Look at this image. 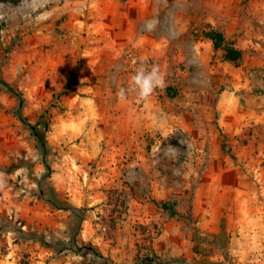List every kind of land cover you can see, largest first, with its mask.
Instances as JSON below:
<instances>
[{
    "label": "rangeland",
    "instance_id": "obj_1",
    "mask_svg": "<svg viewBox=\"0 0 264 264\" xmlns=\"http://www.w3.org/2000/svg\"><path fill=\"white\" fill-rule=\"evenodd\" d=\"M182 262L264 264V0H0V264Z\"/></svg>",
    "mask_w": 264,
    "mask_h": 264
},
{
    "label": "trees",
    "instance_id": "obj_2",
    "mask_svg": "<svg viewBox=\"0 0 264 264\" xmlns=\"http://www.w3.org/2000/svg\"><path fill=\"white\" fill-rule=\"evenodd\" d=\"M205 37L212 41L214 49L216 51H221L225 59L233 61L235 63H238L242 60L243 52L239 48H237L233 42H230L221 31L215 29L208 30L205 33ZM22 121L31 128L35 127L34 125L29 123L27 118H22ZM164 207L171 210L173 215L177 214L176 210L172 206L164 204ZM98 255L103 257L101 254ZM182 263L188 264L185 262Z\"/></svg>",
    "mask_w": 264,
    "mask_h": 264
},
{
    "label": "clouds",
    "instance_id": "obj_3",
    "mask_svg": "<svg viewBox=\"0 0 264 264\" xmlns=\"http://www.w3.org/2000/svg\"><path fill=\"white\" fill-rule=\"evenodd\" d=\"M134 85L139 89L141 98H147L155 87L162 84V78L159 77V69L155 66L150 71H147L143 66L138 69L132 77ZM120 99L125 98V90L121 89L118 93Z\"/></svg>",
    "mask_w": 264,
    "mask_h": 264
}]
</instances>
